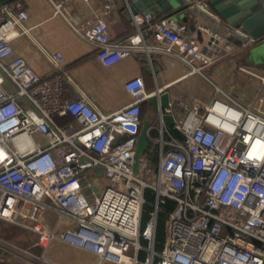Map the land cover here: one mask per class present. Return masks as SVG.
I'll return each mask as SVG.
<instances>
[{"label": "built area", "instance_id": "obj_1", "mask_svg": "<svg viewBox=\"0 0 264 264\" xmlns=\"http://www.w3.org/2000/svg\"><path fill=\"white\" fill-rule=\"evenodd\" d=\"M46 2L95 46L104 66L133 52H163L199 72L223 40L211 32L210 43L201 45L173 15L142 12L131 13L135 32L116 40L111 0ZM207 11L206 0L189 9ZM27 17L22 0L0 3V218L36 233L42 252L1 236L0 248L30 264H51L44 250L54 239L96 254L97 264H264V92L255 98L238 86L216 87L223 96L200 103L168 98L161 106L165 87L148 91L134 76L124 84L129 101L105 112L78 91L60 51L46 53L53 69L45 76L17 52L12 39L29 31ZM151 96L157 100L152 121L141 115ZM94 179L101 182L98 194ZM147 187L155 194L153 208L140 227ZM165 198L173 206L156 252L157 211Z\"/></svg>", "mask_w": 264, "mask_h": 264}, {"label": "crops", "instance_id": "obj_2", "mask_svg": "<svg viewBox=\"0 0 264 264\" xmlns=\"http://www.w3.org/2000/svg\"><path fill=\"white\" fill-rule=\"evenodd\" d=\"M10 1L0 0V3H9ZM111 1L114 6L113 12L109 15L112 35L113 38L123 40L132 28L136 30L131 21L128 0ZM22 2L23 7L28 12L24 26L29 31L12 39L17 52L34 66L37 73L45 76L49 75L53 69L46 53L60 51L65 58V69L77 85L78 91L84 92L105 112L116 109L129 101L130 95L124 88V84L125 80L134 76L142 77L148 91H155L164 86L165 90L168 91L169 99L184 98L191 103L204 102L211 96H223V92L216 90V87L229 92L238 86L245 90L246 95H253L255 98L264 92V84H261L260 79V75H264V55L253 58L249 53L248 41L241 30L230 31L228 26L218 20L216 21L205 12L190 13L183 11L179 14H173L177 23L183 24V29L192 33L201 45L210 43L211 32L220 34L223 39L222 41L219 39L215 44L219 50L212 62L200 65L199 72H191V68L186 62L163 52H150L149 55L145 51L133 52L104 66L96 58L95 46L78 38L71 31L69 25L67 26L68 30L64 31L63 25L65 23L59 16L52 14V9L46 0H22ZM163 14V12L157 13L155 18H159ZM67 34L82 47L73 52L64 49L63 39L66 38ZM148 40L151 41L152 37H148ZM226 41L231 42L235 47L230 50L227 49ZM69 94L75 96L77 92L70 90ZM142 104H144V108L147 105L155 108L157 105L156 97L151 96L144 99ZM144 115L145 113L142 114L143 118L155 120L153 116L152 118ZM60 119L68 120L69 117ZM143 145L144 140L142 139L140 148ZM25 232L26 236L30 238L26 246L6 240L35 255H40L42 248L36 244V233L27 229ZM52 243L60 245L65 250L67 248L71 252L74 250V254L77 256L74 255L73 259H69L73 260V264H78L82 257H89L93 260L91 264H97V256L94 253L74 245L71 246L58 239H54L49 244ZM45 259L51 264H56L49 261L46 256ZM40 262L41 264H48L47 262ZM0 264L30 263L18 256L14 257L10 252L0 248ZM100 264L114 263L102 261Z\"/></svg>", "mask_w": 264, "mask_h": 264}, {"label": "water", "instance_id": "obj_3", "mask_svg": "<svg viewBox=\"0 0 264 264\" xmlns=\"http://www.w3.org/2000/svg\"><path fill=\"white\" fill-rule=\"evenodd\" d=\"M198 0H128V7L132 14L150 13L155 16L163 12V16L179 14L189 11L190 5ZM208 16L227 26L238 25L239 30L247 39L249 53L253 58L264 55V0H206ZM227 37V35H224ZM167 90L158 95L160 105L167 103ZM163 119L171 121L173 118L164 114Z\"/></svg>", "mask_w": 264, "mask_h": 264}, {"label": "rangeland", "instance_id": "obj_4", "mask_svg": "<svg viewBox=\"0 0 264 264\" xmlns=\"http://www.w3.org/2000/svg\"><path fill=\"white\" fill-rule=\"evenodd\" d=\"M62 21L65 23V25H63L64 31L65 30L67 31L68 30V28H67L68 24L64 20H62ZM63 40H64L63 41L64 46H65L64 49H69L70 52L71 51L73 52V51L80 49L82 47V46H79L76 42H74L72 37L69 34H67L66 38L64 37ZM26 61L30 66H32V64L29 63L27 59H26ZM32 67L34 68V66H32ZM35 71H36V69H35ZM144 110H145L144 111L145 115L150 116V117H152V116L154 117V108L148 107V105H147V106H145ZM170 130L172 131V129H170ZM90 185L92 186V188L95 189L94 193L98 194V191L100 190V187H101V182H99L98 179H94L93 183ZM61 226L62 225L60 224L59 228H61ZM25 233L26 232H25L24 227L20 226L17 223L14 224V223L8 222V221L0 218V236L2 238L11 240V241L15 242L16 244L18 243L22 246H26L28 244V241L30 240V238L28 236H26ZM44 253H45L46 258L49 261L56 263V264H70V263L73 264V262H72L73 260H69V259H73L74 255H75L74 250L72 252H71V250H69L67 248L65 250V248H62L60 245H56L55 243L49 244L47 246V248H45ZM76 256L77 255H75V257ZM79 260H80V262L78 264H91L93 262V260H91V258H89V257H82ZM67 261H69L70 263H68Z\"/></svg>", "mask_w": 264, "mask_h": 264}, {"label": "trees", "instance_id": "obj_5", "mask_svg": "<svg viewBox=\"0 0 264 264\" xmlns=\"http://www.w3.org/2000/svg\"><path fill=\"white\" fill-rule=\"evenodd\" d=\"M135 32V28H132L125 36H128L129 34ZM118 40V38H113ZM144 113V104H141V115ZM172 132L177 136L181 137L180 134L175 130L172 129ZM144 196H145V203L142 206V215H141V220H140V227H143L145 224L147 217L149 216V211L153 208V201H154V196L155 194L153 193V190L149 187H147L144 191ZM173 206V200L170 198H165V201L160 204L159 210L157 211V219H156V226H155V242L153 245V249L156 252H159L161 249V241L163 239V226H164V220L167 215V211ZM141 244L145 245L146 242L141 239ZM145 256V252L141 251L139 253V258L142 260ZM143 264V263H139Z\"/></svg>", "mask_w": 264, "mask_h": 264}]
</instances>
